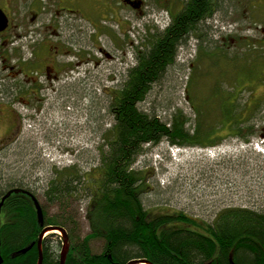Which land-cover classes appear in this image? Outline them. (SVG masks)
Listing matches in <instances>:
<instances>
[{"label": "rangeland", "instance_id": "rangeland-1", "mask_svg": "<svg viewBox=\"0 0 264 264\" xmlns=\"http://www.w3.org/2000/svg\"><path fill=\"white\" fill-rule=\"evenodd\" d=\"M220 1L221 12L208 21L212 31L208 30L207 34V24H203L190 37L179 50L177 62L152 87L140 109L151 115L155 112L165 121L176 109L183 110L191 120L189 129L199 119L198 110L203 114L208 111L209 118L202 115L200 119L202 126L209 120L217 127L223 120L224 110L217 106L219 103L211 105L207 101L215 99L212 95L219 77L215 74L224 68H208L210 65L205 63L220 61L219 65L223 66L222 61L235 60L226 66L228 73L223 80L227 85H223L225 92H220L224 104L221 107H230L242 121L240 134L250 137L253 125L256 134L248 144L234 136L238 134L235 130L220 127L210 137L222 142L217 147L180 149L166 142L147 146L134 169L145 179L146 189L141 199L151 217L179 212L200 223L212 224L219 214L233 208L264 214V0ZM186 2L149 1L144 15L128 10L125 24L105 21L98 31L73 16L72 22L78 29L72 34L74 39L83 44L97 39L105 50L115 53V59H108L106 54L101 57V77L97 81L93 79V83L88 81V86L96 90L79 92L81 87L75 80L69 82L75 83L70 88V97H57L51 92L45 93V89L41 90L42 95L34 96L38 89L24 85L27 94L18 98L16 86L2 87L0 195L11 187L23 186L38 194L49 216H59L65 211L74 224L77 238L82 240L91 234L87 220L88 193L83 191L79 201L70 202L65 208L47 203L43 195L59 173L76 171L73 167L88 179L99 175L101 153L108 150L107 137L110 138V130L115 125L113 96L125 85L129 70L137 64L138 53L149 49V44L170 26ZM203 34L205 38L199 45L196 37ZM27 41L20 49L24 58L30 56L34 46V41ZM111 43L117 49L114 53L112 45L108 47ZM193 62L200 65L193 68ZM198 67L211 72L202 76ZM243 74L247 76L245 79ZM21 112L27 121L21 120V129L16 130L13 124L15 117L22 118ZM7 221L6 216L1 217V224ZM52 235H57L52 237V242L57 244L61 240L62 248L63 236L56 233L49 237ZM92 244L96 254L103 251L102 241Z\"/></svg>", "mask_w": 264, "mask_h": 264}, {"label": "trees", "instance_id": "trees-1", "mask_svg": "<svg viewBox=\"0 0 264 264\" xmlns=\"http://www.w3.org/2000/svg\"><path fill=\"white\" fill-rule=\"evenodd\" d=\"M220 5V0L187 1L170 26L149 44V49L138 53L137 64L129 70L125 85L113 96L115 125L110 138L107 137L108 150L101 153L99 175L88 179L73 167L76 171L59 173L50 182L43 198L52 205L65 208L70 202L79 201L83 191L88 193L87 220L91 234L80 240L65 211L51 217L38 194L23 186L11 187L1 192L0 203L8 193L21 192L7 198L1 210L0 216L8 219L0 225L3 264H38L39 235L49 226L62 227L69 235L71 247L65 264H127L137 259L152 264H264V214L233 208L219 214L212 224L200 223L179 212L151 217L141 199L146 189L145 179L134 169L147 146L166 142L183 149L217 147L222 142L210 137L220 127L235 130L238 134L234 136L248 144L256 134L255 125L250 137L240 134L242 121L229 106L230 110L221 107L224 104L220 97L207 101L211 105L219 103L217 106L224 110L219 127H213L209 120L202 126L200 119L202 115L209 118L208 111L203 114L197 109L199 119L189 129L191 120L183 110L176 109L165 121L155 112L151 115L140 109L152 87L177 62L182 46L192 33L213 19ZM201 36L205 38L204 34ZM32 197L41 204L44 227L38 223ZM52 237L57 235L47 237L42 243L43 264H60L61 240L55 244ZM97 240L104 244L100 254L93 252L92 243ZM32 245V250L22 254Z\"/></svg>", "mask_w": 264, "mask_h": 264}, {"label": "flooded vegetation", "instance_id": "flooded-vegetation-1", "mask_svg": "<svg viewBox=\"0 0 264 264\" xmlns=\"http://www.w3.org/2000/svg\"><path fill=\"white\" fill-rule=\"evenodd\" d=\"M149 1L155 0H0L1 85L4 88L16 86L14 91L18 98L22 97L21 94H27L24 93V85L25 88L38 89L33 93L34 96L42 95L41 90L45 89V93L51 92L57 97H70V88L75 83L69 82L77 80L81 87L79 92L96 90L88 86V81L92 82L93 79L97 81L101 77L103 71L101 57L106 54L108 59L114 58L117 49L115 43L108 45V47L112 45L113 56L111 51L100 46L97 39L88 40L84 44L79 43L72 36L73 32L78 30L76 24L72 22L73 16L85 20L92 29L98 31L101 23L105 21L125 24L128 10L144 15ZM220 12L219 10L217 13ZM92 15L94 18L90 17ZM208 28L212 31L210 26ZM262 30L264 33V29ZM200 36L196 37L199 45L204 38ZM28 39L34 41V46L30 56L24 58L20 49L27 44ZM219 62L205 63L210 65L208 68H224L215 74L221 77L216 78L217 82L214 86L216 91L212 95L215 98L221 96L220 92L225 88L223 85H227L224 81L228 73L227 64L236 61H222L223 66L219 65ZM197 65L200 64L193 62L192 66L195 68ZM199 67L202 76L211 72L209 69L207 72L206 68ZM111 70L117 72L115 68ZM241 71L244 72V69ZM222 72L224 76L220 74ZM243 76L245 79L246 75ZM225 95L227 96L228 93ZM28 96L30 95H27V99L30 98ZM15 118L16 122L13 126L19 130L21 118Z\"/></svg>", "mask_w": 264, "mask_h": 264}, {"label": "water", "instance_id": "water-1", "mask_svg": "<svg viewBox=\"0 0 264 264\" xmlns=\"http://www.w3.org/2000/svg\"><path fill=\"white\" fill-rule=\"evenodd\" d=\"M20 192H21L20 190H15L13 192L8 193V195L4 197V199L0 203V214H1V210L4 206L3 205L4 201L7 198H9L10 196H12V194H19ZM27 194H29V193H27ZM32 199H33V204H35L36 214L38 215V223L40 226L44 227V214H43L41 204L38 202V200L35 197H32ZM49 233H59L63 236V238H62L63 239V245H62L63 248H62V251L60 254V257H61L60 264H65L66 260L68 258L67 255H68V253L70 251V247H71V245L69 244V235H67V232L64 228H62V227L58 228V227H53V226H49L48 228H45L43 230V232L39 235L40 238H39V242H38V247H39V262H38V264H43L44 257H43V249L41 246H42V242H43L44 238H46L47 234H49ZM32 249H33V245L28 247V249L22 251V254H27L28 251H30ZM0 264H3V259H1V257H0ZM127 264H152V263H149L145 260L137 259V260L130 261Z\"/></svg>", "mask_w": 264, "mask_h": 264}, {"label": "built area", "instance_id": "built-area-1", "mask_svg": "<svg viewBox=\"0 0 264 264\" xmlns=\"http://www.w3.org/2000/svg\"><path fill=\"white\" fill-rule=\"evenodd\" d=\"M2 87H3V86H2L1 83H0V92H3V91L1 90ZM0 98H1V100H4V97L2 96V93L0 94ZM21 115H22V118H23V119L21 118V120L24 121V123H25V121H27V120H26V117H24L23 112H21Z\"/></svg>", "mask_w": 264, "mask_h": 264}, {"label": "bare ground", "instance_id": "bare-ground-1", "mask_svg": "<svg viewBox=\"0 0 264 264\" xmlns=\"http://www.w3.org/2000/svg\"><path fill=\"white\" fill-rule=\"evenodd\" d=\"M49 234H56V233H49ZM49 234H47L46 238L49 237ZM39 238H40V237H39ZM46 238H44V240H45ZM44 240H43V241H44ZM42 243H43V242H42Z\"/></svg>", "mask_w": 264, "mask_h": 264}]
</instances>
